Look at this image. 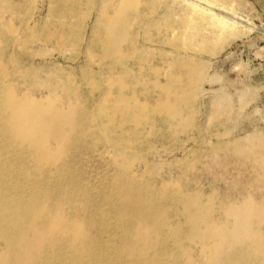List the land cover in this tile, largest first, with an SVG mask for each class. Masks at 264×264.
<instances>
[{
    "label": "bare ground",
    "instance_id": "bare-ground-1",
    "mask_svg": "<svg viewBox=\"0 0 264 264\" xmlns=\"http://www.w3.org/2000/svg\"><path fill=\"white\" fill-rule=\"evenodd\" d=\"M139 2L116 0L94 25L89 48H96L113 70L93 109L78 99L64 103L52 92L41 98L18 92L0 39V264H264V203L240 193L220 198L216 210L213 195L190 192L173 181H150L135 167L141 157L125 155L143 140L137 129L155 127L159 116L172 136L189 130L195 91L205 79L200 62L181 53L192 45L186 42L190 34L162 39L180 75L163 83L159 66L151 68L150 77L142 74L138 67L145 54L131 33ZM57 21L63 24L64 17ZM147 26L158 35L165 28L149 18ZM51 39V34L43 38ZM150 41L147 31L142 42ZM220 43L218 34L201 52L213 56ZM87 56H93L90 50ZM95 79L87 65L81 68L83 84ZM134 85L156 91V101L139 99ZM97 118H105L109 128L131 131L132 137H122L118 159L95 183L80 160L96 147L88 129ZM233 145L235 156L263 167L255 155L264 153V143ZM191 245L199 247L197 257Z\"/></svg>",
    "mask_w": 264,
    "mask_h": 264
},
{
    "label": "rangeland",
    "instance_id": "rangeland-1",
    "mask_svg": "<svg viewBox=\"0 0 264 264\" xmlns=\"http://www.w3.org/2000/svg\"><path fill=\"white\" fill-rule=\"evenodd\" d=\"M115 2L0 0V39L4 58L9 61L12 86L36 98L52 92L64 103L78 99L88 109L98 105L106 89L105 78L113 68L99 59L98 50L89 45L96 21ZM137 10L131 33L145 54V62L138 67L142 74L150 77L151 68L159 66L160 82L170 75H180L162 39L190 34L193 37L186 42L192 45L181 53L200 62L205 79L195 91L194 119L189 130L172 136L159 116L155 127L148 124L137 129L143 140L126 149L125 155L141 157L135 167L150 181H173L190 192L213 195L216 210L220 198L240 193H250L264 203V153L255 155L263 167L253 168V163L235 156L233 145L236 142L248 148L264 143V0H140ZM60 15L64 17L63 24L57 21ZM148 18L165 27L159 35L149 30ZM224 25L228 28L224 29ZM9 26L14 29L12 33L6 29ZM147 31L151 41L144 43L142 37ZM47 34L52 36L50 42L43 40ZM218 34L221 43L216 54L202 53V48L211 47ZM203 40L210 43L203 47ZM87 50L93 56L88 58ZM85 65L96 74L89 85L81 81ZM136 67L133 66L135 70ZM134 92L149 104L158 97L156 91L140 85H134ZM106 126L105 118H97L88 129L96 147L83 153L80 160L86 176L95 183L118 159L122 139L132 137L129 130L121 132ZM214 216L218 218L217 212ZM167 218L174 223L171 214ZM190 249L197 257L199 247L191 245Z\"/></svg>",
    "mask_w": 264,
    "mask_h": 264
}]
</instances>
